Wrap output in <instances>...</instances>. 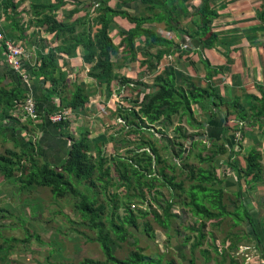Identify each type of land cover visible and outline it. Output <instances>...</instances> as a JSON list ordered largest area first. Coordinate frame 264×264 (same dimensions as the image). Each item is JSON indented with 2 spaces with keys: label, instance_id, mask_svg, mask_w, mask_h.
<instances>
[{
  "label": "trees",
  "instance_id": "1",
  "mask_svg": "<svg viewBox=\"0 0 264 264\" xmlns=\"http://www.w3.org/2000/svg\"><path fill=\"white\" fill-rule=\"evenodd\" d=\"M22 1L0 0V31L6 39L22 41L35 53L34 63L25 62L26 72L32 83L49 84L50 88L44 90L56 99L55 106H48L42 101L51 97L44 98L43 93L34 97L37 112L44 121L55 111L67 110L71 118L82 116L97 91L106 99L120 95L124 89H133L136 94L132 100L124 99L128 105H117L116 120L111 121L113 127L109 128L112 132L93 134L84 128L74 132L71 119L52 123L55 132L70 144L68 154L58 164L42 162L39 146L31 140L23 144L16 140L14 150L0 153L2 181L17 185L20 192L30 193L38 187L49 189L56 202L70 205L72 214L60 209L54 215L65 219L73 227L70 232L83 236L85 243L98 245L104 256L103 261L85 259L78 264H176L165 261L166 256L160 253L153 223L167 238L164 248L176 250L180 231L174 223L181 219L172 212L176 206L193 218L188 229L190 236L181 244L191 245V255L198 251L204 264H246L247 258L239 249L255 240L242 229L250 227L257 239L259 236L240 183L244 181L246 191L255 190L264 176V167L256 147L246 155L245 167H240L235 157L242 151L247 136L242 125L254 129L264 116V89L258 87L260 95L252 94L251 105L246 107L239 98L228 100L214 83L215 78L221 80L217 77L226 68L212 66L202 57L204 51L224 45L212 31L213 23L220 18L213 1L116 0L117 8L110 4L111 0H87V5L77 8L74 0H33L37 6L31 9L36 18L27 22L22 16L26 11L19 10ZM134 1L143 6L142 13L131 14L125 8ZM190 2L193 9L187 7ZM67 5L73 6L66 16L58 19L57 12ZM81 11L84 15L77 16ZM258 17L264 23L263 11ZM153 25H164L178 43L161 37ZM31 26L44 29L57 46L50 48L36 32L27 36ZM116 26L115 40L111 35ZM140 44L145 47L140 48L138 80L121 75L123 64L119 66L117 58L125 55L123 61L134 62ZM78 54L89 66L87 76L94 80L95 90L94 85L90 88L80 80L68 84L65 71H60V59L75 58ZM173 56H177V63L162 64L165 58ZM185 59L204 84H197V79L188 74L186 61H181ZM4 68L0 81L2 78L11 81L0 86L2 146L7 141L4 121L14 122L11 112L19 116L20 103L29 95L20 77ZM198 71L203 75H197ZM223 89L226 93L228 87ZM230 116L236 122L234 128L228 125ZM215 120H219L218 124ZM209 125L219 130V135L208 134ZM201 131H206L203 135L209 147L204 144L207 140L201 139L198 133ZM94 135L98 136L92 138ZM108 147L112 151L109 155ZM223 165L233 170L240 182V189L231 197L226 190V174L218 173ZM164 191L169 193L166 198ZM132 204L143 209L134 210ZM7 214L12 216L7 208L0 207V219L9 217ZM139 226L142 233L136 234ZM3 227L0 226V264H26L15 258L26 259V252L35 264H74L61 251L56 254L61 256L60 261L55 258L56 263L35 258L38 253L27 249L32 240L42 245L38 235L23 229L22 240L8 238ZM214 231L222 234L220 247L215 245ZM140 237L154 256H147L146 249L137 247ZM128 239L132 240L130 246L134 251L120 259L117 249ZM192 259L193 256L191 264Z\"/></svg>",
  "mask_w": 264,
  "mask_h": 264
},
{
  "label": "crops",
  "instance_id": "2",
  "mask_svg": "<svg viewBox=\"0 0 264 264\" xmlns=\"http://www.w3.org/2000/svg\"><path fill=\"white\" fill-rule=\"evenodd\" d=\"M15 1L18 2L20 0ZM212 1L214 6L218 8V14L220 15V18L213 23L212 31L218 34L220 42H223L224 45H220L218 48L211 51H204L202 57L207 59L212 66L226 68L222 75L217 77L221 80L218 81L215 78L214 83L216 85L218 84L217 88H221L222 92L226 94L228 100L232 101L235 98H239L242 104L249 107L251 105L250 96H254L252 94L258 96L260 95V88L264 89V23L258 17V13L260 11L264 12V0ZM25 7L28 9V13H30V15L27 13V10H25ZM29 9V1L23 0L19 10L26 11L25 13H22V16H24L25 19L33 20L34 15L29 11ZM85 11L87 10H83V12ZM83 12L81 11V13L77 16H83ZM57 15L58 19H60L59 16H62L61 10L57 12ZM34 17L36 18V16ZM31 28L29 29L30 35L36 32V36L39 35L41 39L47 41L50 48H55L57 46V44L53 41V38L43 32L44 29ZM153 28H155V25H153ZM29 34L27 32V36L30 37ZM112 38L115 40L117 39V37ZM19 43L22 44V41H19ZM32 43L35 42L32 40ZM22 45L25 48V44ZM234 49L235 51H232ZM26 52L28 56L26 59L27 64L31 62L34 63V51L28 49ZM204 53H206L207 57H204ZM123 57H125V55L117 59L119 61H123ZM181 61H186V59ZM58 63L60 71H65L67 75L68 84L72 81L80 80L87 84L90 88L94 85V89L92 88V90H95L96 84L94 80L87 76L89 66L83 63L79 54L75 58L63 57V59H61ZM81 63L85 66L83 67ZM4 65L5 64L0 59V73H4ZM128 65L126 66L127 71L130 69ZM186 66L188 67V65ZM5 68L8 69L9 67ZM10 73L12 72L10 71ZM193 74L195 75V73ZM197 75H203L202 71H198ZM192 76L193 75L191 74V77ZM24 84L28 87V91L33 97H37L41 95V93L44 94V98L51 97L49 101H42L44 102V105H56L55 96L49 92H45L44 90L48 87L50 88L49 84H44L42 82L32 83L31 80H28V82ZM223 87H228L226 93L224 92L225 89H223ZM117 88L118 86H115L114 90ZM89 107L91 106L88 104L87 111L82 116L71 118L72 131L76 132L80 128H83L84 124L90 119L89 117H92L93 111L89 110ZM13 115L15 117L14 122H4L5 128L7 129L5 130V134H7V141L4 143L3 147H6V150H10L8 149L9 145H13L12 142H15L16 140L20 141V144H23V141L28 142L31 140L33 144H37L39 146V151L41 152L40 159L42 162L58 164V162L66 157L70 144L59 133L55 132L54 125L48 120V116L45 117L47 118L45 121L41 118V116H39L37 120L31 121L25 118L21 112H19V116H17L18 114L16 112H13ZM233 120L234 117L230 116L228 122L230 128L236 127V122L235 120L233 122ZM106 122L107 119H104L103 123ZM218 122L219 120H215L216 124H218ZM204 127H206L205 123ZM242 127L246 129L245 133L247 136L244 139L242 151L238 154V157H235V160L239 162L240 167H245L244 159L246 155L249 151L256 147L261 156V163L264 167V116L257 121L254 129L246 128V124L242 125ZM104 131L105 130H101L100 133ZM207 131L210 135H219V130L215 129L213 125H209ZM97 136L98 135H95L92 138H96ZM6 144L8 146H6ZM108 151L110 154L112 152L111 148L108 147ZM223 168L226 169L227 167L224 166ZM226 172L227 171H224L223 173L227 174ZM240 184L241 187L244 188L242 189L244 190L242 192L245 193L244 201L248 203L250 214L257 223L256 226L259 238L257 239L255 236L251 235L255 242L251 244H242L239 249V253H244V257L247 258L246 264H264V255L261 259V253H264V229H261L262 226L264 227V176L256 186V189L253 191H246L244 181H241ZM240 184H237L234 180H228L226 184L227 192L229 194L237 192V190L240 189ZM248 188L249 187H247V190Z\"/></svg>",
  "mask_w": 264,
  "mask_h": 264
},
{
  "label": "rangeland",
  "instance_id": "3",
  "mask_svg": "<svg viewBox=\"0 0 264 264\" xmlns=\"http://www.w3.org/2000/svg\"><path fill=\"white\" fill-rule=\"evenodd\" d=\"M28 1H29V7H30L29 11L32 12L31 6H37V5L36 3H33V0H28ZM74 1H77V5H76L77 8H81L82 6L88 4L87 0H74ZM110 4L114 7L119 8V5H117L116 0H111ZM73 5L64 6L61 9L62 16H59V17L62 19L64 16H66L68 9L72 8ZM27 6H28V3H27ZM187 7L189 9H193L192 2L187 4ZM125 8H128L131 14H140L143 11V6L139 2H135V1L130 2V4H126ZM64 9H67V10H64ZM25 10H27V13H28V9H26V7H25ZM28 14L30 15V13ZM75 17L77 16L76 15L73 16L68 21H72ZM33 19H35L34 16H33ZM24 21L27 22L28 19L24 18ZM155 28L157 29L156 31L157 33H159L161 37L168 38L170 40H175V43H178L174 35L167 33L164 25H157V26L155 25ZM114 30L115 31L112 33L111 36L117 37L118 36V26H116V29ZM29 32L30 31H28V34ZM38 37L40 38V36ZM33 40L35 39L33 38ZM26 45L27 44H25L26 50L30 49L29 46L27 45L26 47ZM138 46L139 47L136 52L138 56L134 62L128 61V60L127 62L121 61V60L119 61V66L123 64V67H124V69L121 71L122 72L121 75H126L127 77H130L136 80H138V77H139L137 65L139 64V59L141 57L140 48L145 47V45L140 44ZM34 47L38 48L36 45ZM176 57L177 56L167 57L163 60L162 64L167 65L171 63H177ZM204 57H207L206 53H204ZM0 59L5 64V58H0ZM81 65L83 67L85 66L82 63ZM127 65L130 68L129 71L126 70ZM186 65H188V69L190 70L188 71V74L189 75L192 74L193 75L192 78L195 80L197 79L196 80L198 81L197 84H199V82L201 84H204V82L200 81L201 78L200 80H198L199 77H197L196 75L192 73L191 67H190L191 65L187 61H186ZM128 73H131V74H128ZM2 76H3V73H0V77ZM143 79H147V78H143ZM10 81L11 79L2 78V80L0 81V86H3L5 83H8ZM100 92L101 91H97V93H100ZM97 93H95L96 95L92 96L89 100V105L91 106L89 107V110L93 111L92 117H89L90 118L89 120L87 119L88 122L84 124L83 128L86 130L92 129L93 134L94 133L99 134L101 130H107L108 131L107 133H109V131L111 130L109 128L113 127V123L116 120L117 105L119 103L122 105H128L127 100H124V99L129 98L132 100L135 97L136 91L133 89H124L123 93H121L120 95L115 94L109 99L108 98L106 99L105 97L101 96V94H97ZM11 115L13 118H15L13 115V112H11ZM104 119H107L106 123H103ZM188 131L190 133L193 132V131L191 132V130H188ZM168 133L170 135H173L172 131H169ZM198 133L201 134L204 140H207V137L203 135L205 131L204 132L201 131ZM12 144L13 145H9L8 149L14 150L13 148L15 144L14 142H12ZM204 144H206L207 147L210 146L208 140L205 141ZM6 146L8 145L6 144ZM5 151H6V147H3L2 145H0V153L3 154ZM16 152H19V150L16 149ZM107 154L109 155V153ZM39 158H41V155ZM191 162L195 163L194 160H191ZM224 166H221L222 168L218 170L219 174L221 176H225V173L223 172L227 171L226 180L228 178V180L231 179L237 182V179L235 178L236 175H234L235 174L234 171L233 170L231 171L230 169H228L227 166H226L227 168L224 169L223 168ZM2 179L3 178L0 177V207L7 208V211L11 212L12 214V216L7 214L9 217L3 220L0 219V226H4L3 228L7 230L4 233L6 237L8 238L11 237V238H16L17 240H22L24 238V233L22 231L23 229L29 230L33 235H38L41 239L42 245L40 246L34 240H32L27 250L29 249L34 250V252L38 253L37 255H35V258L39 260H43V261L47 260V262L49 261L50 263H56L55 258H57L60 261L61 256L56 255L60 251L63 253V256L68 261H71L74 264H78L85 259H90L94 261L104 260V256L102 254L101 249H99L98 245L94 243L92 244L85 243L83 236H79L76 233L70 232V230L73 227H70L68 223L65 221V219H63L60 215H54V211L55 210L58 211L60 209L66 214L67 213L72 214L71 207L69 204H67L66 202L64 203L63 201L56 202L53 199V196L49 189L38 187L30 193L20 192L17 185L15 186L12 184H7V182L6 183L5 181L3 182ZM237 184L239 183L237 182ZM164 195L166 198L167 196H169V193L167 191H164ZM131 207H133L134 210L143 209L142 207L137 206L135 204H132ZM159 212L162 213L161 210ZM172 212L178 214L181 217V219H178L174 223V226H177V228L180 231V235L177 237L178 238L177 244L179 247H176V250L169 249L167 251V248H164L167 238L165 234L163 233V231L160 229V227H158L156 223L153 222L154 229H155V235L157 238V240L155 241V244L161 250L160 253L162 252L166 256L165 261L171 260V261H174L176 264H191L192 256H193L192 264H204V260L199 256L198 251H195V253L191 255V251H190L191 245L190 244L187 247L181 246V244H183L184 242V239L190 236L188 229L192 226V223H193V218L191 217V214L184 213L182 208L178 206L174 207ZM10 230H13V231H10ZM142 230H143L142 227L139 226L138 230L137 231L134 230V231L136 234H141ZM242 230H245L247 233L250 232V234L254 236L253 231L250 229V227L242 229ZM214 236L216 240L215 245L217 247H220V242L222 240V234L217 231H214ZM140 238L141 240L138 243L137 247L143 250L145 249L147 250L146 248L147 243L143 242L142 237ZM130 243H132V240L128 239L127 243H123L122 245H119L120 249H117V253H116L118 258L124 259L129 255L130 252L134 251L133 247L130 246ZM227 246H225V248ZM203 248L205 249L206 247H203ZM17 249H18V246H17ZM40 251H42V253L39 255ZM145 254L147 256L155 255V253L151 250H147ZM263 255L264 253L263 254L261 253V259ZM25 257L27 258L26 259H23L21 257H15V258L18 260V262H21V263L22 261H26V264H35L34 259H30L31 257H29V252L25 253L24 258ZM210 264H214V263L211 262Z\"/></svg>",
  "mask_w": 264,
  "mask_h": 264
},
{
  "label": "built area",
  "instance_id": "4",
  "mask_svg": "<svg viewBox=\"0 0 264 264\" xmlns=\"http://www.w3.org/2000/svg\"><path fill=\"white\" fill-rule=\"evenodd\" d=\"M0 55L2 58H5V65L18 73L24 83H27L28 80H30L29 74L26 73L24 69V63L28 58L25 48L17 41L6 39L2 32H0ZM36 106L37 104L35 103L34 98L31 95H28L24 98L22 103H20V111L25 118L35 121L39 117ZM48 119L51 123L57 124L70 120L71 115L67 110L55 111L49 115ZM119 122L123 121L120 119ZM236 138H239V136L236 135Z\"/></svg>",
  "mask_w": 264,
  "mask_h": 264
},
{
  "label": "clouds",
  "instance_id": "5",
  "mask_svg": "<svg viewBox=\"0 0 264 264\" xmlns=\"http://www.w3.org/2000/svg\"><path fill=\"white\" fill-rule=\"evenodd\" d=\"M0 32H2V31H0ZM5 36V35H4ZM25 51H26V49H25ZM27 53V52H26ZM2 58V57H1ZM25 62H27V61H25ZM27 64V63H26ZM8 67V66H7ZM11 69V68H10ZM24 69H25V71H26V66H25V63H24ZM12 70V69H11ZM12 71H14V70H12ZM15 72V71H14ZM16 73V72H15ZM27 73V72H26ZM19 77H20V75L18 74V73H16ZM29 74V73H28ZM20 80L23 82V80L21 79V77H20ZM24 83V82H23ZM27 87V86H26ZM27 89H28V87H27ZM29 95H30V93H29ZM28 96V95H27ZM27 96H25V97H27ZM32 96V95H31ZM24 97V98H25ZM33 97V96H32ZM24 98H23V100H24ZM34 98V97H33Z\"/></svg>",
  "mask_w": 264,
  "mask_h": 264
},
{
  "label": "water",
  "instance_id": "6",
  "mask_svg": "<svg viewBox=\"0 0 264 264\" xmlns=\"http://www.w3.org/2000/svg\"><path fill=\"white\" fill-rule=\"evenodd\" d=\"M201 139H203V138H201ZM189 145H191V143H188Z\"/></svg>",
  "mask_w": 264,
  "mask_h": 264
}]
</instances>
